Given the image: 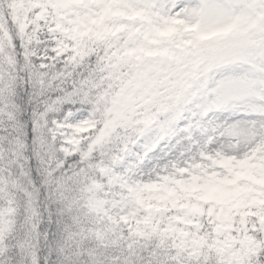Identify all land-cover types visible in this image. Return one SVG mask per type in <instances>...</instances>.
I'll return each mask as SVG.
<instances>
[{"label": "snow or ice", "instance_id": "snow-or-ice-1", "mask_svg": "<svg viewBox=\"0 0 264 264\" xmlns=\"http://www.w3.org/2000/svg\"><path fill=\"white\" fill-rule=\"evenodd\" d=\"M0 264H264V0H0Z\"/></svg>", "mask_w": 264, "mask_h": 264}]
</instances>
